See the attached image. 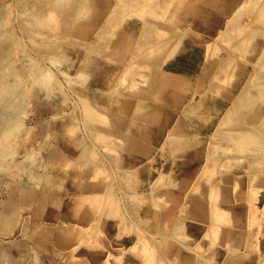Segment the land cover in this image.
Instances as JSON below:
<instances>
[{
    "label": "rangeland",
    "instance_id": "374dc122",
    "mask_svg": "<svg viewBox=\"0 0 264 264\" xmlns=\"http://www.w3.org/2000/svg\"><path fill=\"white\" fill-rule=\"evenodd\" d=\"M0 264H264V0H0Z\"/></svg>",
    "mask_w": 264,
    "mask_h": 264
},
{
    "label": "bare ground",
    "instance_id": "6f19581e",
    "mask_svg": "<svg viewBox=\"0 0 264 264\" xmlns=\"http://www.w3.org/2000/svg\"><path fill=\"white\" fill-rule=\"evenodd\" d=\"M135 54H136V52H134ZM81 89V88H80ZM77 90V89H76ZM161 135V134H160ZM209 162V161H208ZM211 162V161H210ZM209 162V163H210ZM180 164V163H179ZM186 165H188L187 167H186V169H185V171L183 172V178H184V182H187L188 180H189V178H191L192 177V174L195 172V170L197 169L195 166H191V164H187V162H186ZM204 165H206V162H205V164ZM208 166H210V165H208ZM207 166V167H208ZM203 170H206V169H203ZM179 171V170H178ZM203 172V171H202ZM196 174V173H195ZM195 176V175H194ZM178 177V176H177ZM184 184V183H183ZM215 188V187H214ZM220 188V187H219ZM219 188H218V190H219ZM212 189H213V187H212ZM214 190H216V189H214ZM218 190H217V192H216V194L218 193ZM224 190H225V188H224ZM170 191H172V190H170ZM222 191V190H221ZM174 192V191H173ZM213 191H211V193H212ZM235 192V191H234ZM215 193V192H214ZM224 191H222V195L221 196H224ZM93 194V195H92ZM91 195L89 194V193H85V196H88V195H90V196H92V197H96V194H94V193H92ZM213 194V193H212ZM212 194H210V197H211V195ZM221 194V193H220ZM89 196V197H90ZM217 196V198H218V195H216ZM216 196H214V197H216ZM220 196V195H219ZM227 196V195H226ZM48 197V196H47ZM175 197H177V194L176 193H174V197H173V201H176V199H175ZM228 197H229V195H228ZM85 198V197H84ZM213 198V197H212ZM211 198V199H212ZM217 198H216V200H217ZM178 199V198H177ZM210 199V198H209ZM215 199V198H214ZM213 199V200H214ZM178 201V200H177ZM191 201V200H190ZM228 201V200H227ZM211 202V201H210ZM218 202V201H217ZM182 203V202H181ZM213 203V202H212ZM210 205H211V207H212V204L210 203ZM239 206V205H238ZM209 203L207 202V203H205L202 199L201 200H199V199H195V200H192L191 201V204H190V206L188 207L189 208V210H188V214H190L192 217H193V219L194 220H197V221H205V219L207 218L206 217V215H207V212L209 213V216L211 217L212 216V213H214L215 214V211L217 210L216 208L215 209H213V210H211L210 209V212H209ZM207 209H208V211H207ZM218 212V211H217ZM252 212V211H251ZM233 213V212H232ZM234 214V213H233ZM254 214V213H253ZM217 215H219V214H217ZM222 215V214H221ZM220 215V216H221ZM215 216V215H214ZM224 216V215H223ZM227 216H229L228 215V213H227ZM218 217V216H217ZM232 217V216H231ZM237 217V216H236ZM254 217V216H253ZM217 219V218H216ZM233 219V218H232ZM239 219V218H238ZM250 219H253L252 217L250 218ZM249 220V219H248ZM256 220V219H255ZM240 221V220H239ZM250 222H252V220L250 221ZM253 223V222H252ZM195 224H196V222H195ZM194 224V225H195ZM199 224V223H198ZM198 224L197 225H195L194 226V229L195 230H197L198 232H202V230L204 229L203 228V226L201 225V226H198ZM233 224V223H232ZM252 225H254V224H252ZM236 226V225H235ZM221 229V228H220ZM241 229V228H240ZM235 230V229H234ZM187 231V230H186ZM204 231V230H203ZM248 231V230H247ZM237 234V233H236ZM61 240H62V242L61 243H64V240H63V238L61 237L60 238ZM241 241V240H240ZM249 242V241H248Z\"/></svg>",
    "mask_w": 264,
    "mask_h": 264
}]
</instances>
